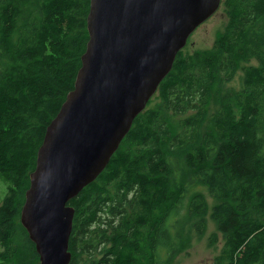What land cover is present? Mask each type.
<instances>
[{"label": "trees", "instance_id": "trees-1", "mask_svg": "<svg viewBox=\"0 0 264 264\" xmlns=\"http://www.w3.org/2000/svg\"><path fill=\"white\" fill-rule=\"evenodd\" d=\"M220 6L212 46L177 53L105 168L66 203L72 263L179 264L219 233L212 264H264V0ZM88 11L89 0H0V264H40L19 216L73 90Z\"/></svg>", "mask_w": 264, "mask_h": 264}, {"label": "water", "instance_id": "water-1", "mask_svg": "<svg viewBox=\"0 0 264 264\" xmlns=\"http://www.w3.org/2000/svg\"><path fill=\"white\" fill-rule=\"evenodd\" d=\"M221 0H89L88 40L73 90L47 126L20 223L40 264H67L74 210L66 203L105 168Z\"/></svg>", "mask_w": 264, "mask_h": 264}, {"label": "rangeland", "instance_id": "rangeland-1", "mask_svg": "<svg viewBox=\"0 0 264 264\" xmlns=\"http://www.w3.org/2000/svg\"><path fill=\"white\" fill-rule=\"evenodd\" d=\"M224 13L222 6H219L216 13L206 22L200 25L188 38L184 49L188 52L194 50H205L212 46L216 31L223 26ZM6 185L0 180V202L4 196ZM209 231H213L210 223ZM71 234V233H70ZM225 246V240L222 235L218 233V240L214 247L207 246L206 236L199 242L195 241L194 247L190 250L188 256L181 255L176 257L173 261L179 264H212L213 260L219 256L220 250Z\"/></svg>", "mask_w": 264, "mask_h": 264}, {"label": "flooded vegetation", "instance_id": "flooded-vegetation-1", "mask_svg": "<svg viewBox=\"0 0 264 264\" xmlns=\"http://www.w3.org/2000/svg\"><path fill=\"white\" fill-rule=\"evenodd\" d=\"M68 252L70 253V259H69V262L67 264H83V260H81V258H78L77 259V263L76 262H73L72 263V260H73V251L71 250L70 246H69V243H68ZM85 257V254L83 256V258Z\"/></svg>", "mask_w": 264, "mask_h": 264}, {"label": "bare ground", "instance_id": "bare-ground-1", "mask_svg": "<svg viewBox=\"0 0 264 264\" xmlns=\"http://www.w3.org/2000/svg\"><path fill=\"white\" fill-rule=\"evenodd\" d=\"M155 95V94H154ZM153 95V96H154ZM149 102V101H148ZM148 104V103H147ZM147 106V105H146ZM162 149H163V147H162ZM165 149H167V148H165ZM174 151V150H173ZM164 152V151H163ZM172 152V151H171ZM175 152H177V150L175 151ZM166 153V152H165ZM164 153V154H165ZM168 154V153H167ZM170 154V153H169ZM180 155V154H179ZM178 155V156H179ZM5 182V181H4ZM114 186V185H113ZM209 196V195H208ZM22 205H23V202H22ZM16 207V206H15ZM19 208V207H18ZM21 208V207H20ZM17 209V208H16ZM18 210V209H17ZM130 210V209H129ZM126 212H128V211H126ZM17 214V213H16ZM129 215V214H128ZM212 216V215H211ZM16 217V216H15ZM19 218H20V216H19ZM13 222H14V220H13ZM16 226V225H15ZM70 244V243H69ZM71 248V247H70ZM94 248V247H93ZM104 248V247H103ZM95 249V248H94ZM97 249V248H96ZM96 251V250H95ZM81 252H82V250H81ZM78 256V255H77ZM82 257V256H81ZM77 259V258H76ZM83 258H81V260H82ZM75 261V260H74ZM36 262V261H35ZM136 262V261H135ZM9 263V262H8ZM34 263V262H33Z\"/></svg>", "mask_w": 264, "mask_h": 264}]
</instances>
